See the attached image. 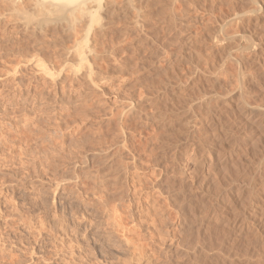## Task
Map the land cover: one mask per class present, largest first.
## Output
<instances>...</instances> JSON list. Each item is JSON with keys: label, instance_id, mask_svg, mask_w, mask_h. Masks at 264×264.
Here are the masks:
<instances>
[{"label": "rangeland", "instance_id": "374dc122", "mask_svg": "<svg viewBox=\"0 0 264 264\" xmlns=\"http://www.w3.org/2000/svg\"><path fill=\"white\" fill-rule=\"evenodd\" d=\"M187 1L174 24L163 2L143 27L117 16L96 66L112 78L95 85H56L30 56L18 73L15 49L32 54L42 32L0 23L14 50L0 46V264H220L239 221L264 213V14L256 0ZM79 25H46L52 45L34 52L56 63L59 43L84 46Z\"/></svg>", "mask_w": 264, "mask_h": 264}, {"label": "bare ground", "instance_id": "6f19581e", "mask_svg": "<svg viewBox=\"0 0 264 264\" xmlns=\"http://www.w3.org/2000/svg\"><path fill=\"white\" fill-rule=\"evenodd\" d=\"M185 0H0V23H12L14 25L18 24L20 25V22H22L21 24L24 25L22 27H24V29H26L25 31H29L30 29L33 31L37 29H39L38 31L42 34V37H36L38 35H35L34 37V33H33V39L35 38L37 44H39V46H37V48H35V50L37 49L38 51V47H42V49H44L45 47L47 48V46H51L52 44H49V39L48 38V34H46V32L48 31V28L46 27V25L48 26V24H54L55 26H62L64 28V26L67 28V30H72L73 28L75 29L76 27H78L79 25V29L82 27V22L86 23V26L80 30L83 31V29L87 28V30L84 31V33H87L85 35H83V37L85 36L84 39V46H82V43L78 42L79 40H77L78 43L75 44H71V46H69L70 44H68V46H64L61 48H58L62 45H60V43L57 45L58 47L55 48L54 46V50L52 49V51H50L49 53L53 52V55L50 56L54 61H56V63L52 62L50 63L49 61H47L49 57H44L47 60H43V58L41 59L42 54L37 52L35 53L33 50L32 54H28L26 53L27 51L23 50L22 45L19 47L20 50H17L16 54L20 55V60L18 58V61L15 62V67L14 70H16L17 68L21 67V63L22 61H27V57L30 56L33 64H35V66H37L38 68H40V71L42 70L43 73L45 72V74L49 75V77H53V79H55V84H56V78H59L61 80L62 75L65 73H67L68 75H66V79H70L71 81L70 83H75V80H79V79H87L90 84L95 85L94 83L97 84L98 81H105L107 80V75L104 76L105 74H109L104 72L103 74H100L102 70H99L97 67H99V59L102 57L103 51H100L99 48H101V46L103 47V41H104V37L106 38V35L109 33L110 30V26L111 24H114L117 16L119 15H130L134 18H132L134 20V22L138 25V26H145V24H147V16H148V11H145L146 7H151V8H155L156 4H154V2H163L165 3L166 6L164 7H168L167 10H164L165 14L162 16V19H165L166 21L168 20V23L171 21L172 23H176L175 21H179V19L177 18V4H183ZM190 1V0H189ZM194 0H192L193 2ZM201 1V0H200ZM199 1V2H200ZM206 0H204L205 2ZM251 1V0H249ZM255 1V0H252ZM188 2V1H187ZM191 1L188 3H192ZM197 2V1H196ZM203 2V1H202ZM202 2H200L199 4H202ZM203 2V3H204ZM195 3V1H194ZM238 3V2H237ZM245 3V2H244ZM255 3V2H254ZM185 4V3H184ZM196 4V3H195ZM233 4V3H232ZM159 5V4H158ZM186 5V4H185ZM189 5V4H188ZM186 5V6H188ZM194 5V4H193ZM250 5V4H249ZM183 6V5H182ZM191 6V5H190ZM196 6V5H195ZM234 6V5H233ZM232 7V6H231ZM256 8H254L253 10V14H256L257 17L259 19H262L264 14V0H256ZM160 8V7H159ZM162 8V7H161ZM185 9V6L183 7ZM187 8V7H186ZM158 9V8H157ZM189 9V8H188ZM148 10V9H146ZM161 10V9H160ZM159 11V14L162 12ZM186 10V9H185ZM245 10V9H244ZM158 11L157 14L156 12H154L157 16H158ZM189 11V10H187ZM209 11V9H208ZM153 12V11H151ZM252 12V11H251ZM150 13V12H149ZM210 13V12H209ZM246 13V12H245ZM262 13V14H260ZM152 14V13H151ZM188 14V12H187ZM190 14V13H189ZM226 14V13H225ZM228 14V13H227ZM122 15V16H123ZM197 15V14H196ZM234 15V14H233ZM232 15V16H233ZM150 16V14H149ZM155 16V15H154ZM152 14V17H154ZM156 16V19H157ZM180 16V14L178 15ZM252 16V15H251ZM159 17V16H158ZM237 17V16H236ZM126 18V17H125ZM130 18V17H129ZM128 18V19H129ZM150 18V19H151ZM181 18V16L179 17ZM183 18V17H182ZM193 18V17H192ZM234 18V17H233ZM239 18V17H238ZM87 19V22H86ZM127 19V20H128ZM131 19V20H132ZM155 19V20H156ZM160 19V18H158ZM177 19V20H176ZM235 19V18H234ZM264 19V18H263ZM149 20V19H148ZM161 20V19H160ZM184 20V19H183ZM195 20V19H194ZM118 21V20H117ZM233 21V20H232ZM125 22V19H124ZM165 22V21H163ZM182 22V21H181ZM186 22V21H185ZM259 22V21H256ZM264 22V20H263ZM128 23V22H127ZM133 23V22H132ZM166 23V22H165ZM167 23V24H168ZM173 23V24H174ZM179 24V22H177ZM195 23V22H194ZM234 23V22H233ZM4 24V23H3ZM130 24V23H129ZM128 24V25H129ZM149 24V23H148ZM172 24V25H173ZM183 24V22H182ZM189 24V23H188ZM77 25V26H76ZM88 25V27H87ZM185 25V24H184ZM206 25V24H205ZM222 25V24H221ZM232 25V24H231ZM259 25V24H258ZM3 26V25H2ZM6 26V25H4ZM54 26V27H55ZM81 26V27H80ZM118 26V25H117ZM134 26V25H133ZM147 26V25H146ZM156 26V25H155ZM168 26V25H167ZM166 26V27H167ZM170 26V25H169ZM179 26V25H178ZM178 26H177V30H178ZM188 26V25H186ZM16 27V26H14ZM112 27V26H111ZM123 27V26H122ZM126 27V26H124ZM137 27V26H136ZM184 27V26H183ZM180 27V28H183ZM10 28V26H9ZM57 28V27H56ZM65 28V29H66ZM133 28V27H132ZM140 27H138L139 29ZM145 28V27H144ZM147 28V27H146ZM185 28V27H184ZM183 28V29H184ZM2 29V27H1ZM17 29V28H16ZM15 29V30H16ZM22 29V28H21ZM47 29V30H46ZM73 29V30H74ZM113 29V28H112ZM129 29V28H128ZM134 29V28H133ZM142 31V28H140ZM170 29V28H169ZM187 30V28H185ZM184 29V32H185ZM190 29V28H188ZM224 29V28H223ZM19 30V29H18ZM65 30V31H67ZM68 30V31H69ZM80 30H75V31H79ZM123 30V29H122ZM121 30V31H122ZM144 30V29H143ZM175 30V29H172ZM182 30V29H181ZM225 30V29H224ZM230 30V29H229ZM35 31V34H37ZM37 31V32H38ZM87 31V32H86ZM126 31V29H125ZM124 31V32H125ZM168 31V30H167ZM196 31V30H195ZM203 31V30H201ZM228 31V30H227ZM233 31V30H232ZM3 32V31H2ZM74 31H72L71 33H73ZM145 32V31H144ZM178 33V31H176ZM181 32V31H180ZM183 32V31H182ZM194 32V31H193ZM192 32V34H193ZM244 32V31H243ZM5 33V32H4ZM7 33V32H6ZM17 33V32H16ZM15 33V34H16ZM45 33V34H44ZM51 33V32H50ZM121 33V32H120ZM140 33V32H139ZM153 33V32H152ZM209 33V32H208ZM226 33V32H225ZM242 33V32H241ZM2 33H0L1 35ZM32 34V33H31ZM40 34V35H41ZM55 34V33H54ZM67 34V33H66ZM128 34V33H127ZM170 34V33H169ZM188 34V33H187ZM190 34V33H189ZM8 33L5 35V37H7ZM29 35V34H27ZM53 34L51 33L50 36H52ZM72 35V34H71ZM76 35V34H75ZM82 35V34H81ZM80 35V37H82ZM124 35V34H123ZM174 35V34H173ZM196 35V34H195ZM194 35V38H195ZM199 35V34H198ZM196 35V37L198 36ZM236 35V34H235ZM247 35V34H246ZM3 36V34H2ZM11 36V35H10ZM15 36V35H14ZM112 36V35H111ZM140 36V35H139ZM231 36V35H230ZM241 36V35H240ZM4 37V38H5ZM9 37V36H8ZM32 37V36H31ZM47 37V38H46ZM59 37V36H58ZM124 37V36H123ZM172 37V36H171ZM200 37V36H199ZM211 37V36H210ZM209 37V38H210ZM27 38V37H26ZM30 38V37H29ZM53 38V37H52ZM77 38V37H76ZM129 38V37H128ZM146 38V37H145ZM193 38V39H194ZM252 38V37H251ZM12 39V38H11ZM55 39V38H54ZM54 39L51 41L52 43L54 42ZM185 39V38H184ZM197 39V38H196ZM204 40V38H202ZM29 40V39H28ZM59 40V39H58ZM63 40V39H62ZM74 40V38H73ZM107 40V39H106ZM105 40V41H106ZM121 40V39H120ZM171 40V39H170ZM187 40V39H186ZM192 40V39H191ZM202 40V41H203ZM219 40V39H218ZM12 41V40H11ZM11 41H9L7 39H4V42H1L0 46L1 47H6V45H9L11 43ZM57 41V40H56ZM55 41V42H56ZM119 41V40H118ZM198 41V40H196ZM201 41V42H202ZM213 41V40H212ZM252 41V40H251ZM19 42V41H18ZM17 42V44H19ZM61 42V41H60ZM66 42V41H64ZM193 42V41H192ZM191 42V43H192ZM206 42V41H205ZM239 42V41H238ZM23 43V42H22ZM21 43V44H22ZM27 43V42H26ZM30 43V42H29ZM35 43V44H36ZM58 43V41H57ZM56 43V44H57ZM81 45H80V44ZM113 43V42H112ZM116 43V41H115ZM114 43V44H115ZM124 43V42H123ZM173 43V42H172ZM197 43V42H196ZM260 43V42H259ZM34 44V45H35ZM36 44V45H37ZM113 44V45H114ZM122 44V43H121ZM149 44V43H148ZM188 44V43H187ZM190 44V43H189ZM193 44V43H192ZM250 44V43H249ZM12 43L11 45H9L8 48H12ZM30 45V44H29ZM55 45V43L53 44ZM60 45V46H59ZM65 45V44H64ZM105 45V44H104ZM112 45V46H113ZM142 45V44H141ZM146 45V44H145ZM207 45V44H206ZM223 45V44H222ZM259 45V44H258ZM24 46V44H23ZM26 46V45H25ZM116 46V45H115ZM241 46V45H240ZM254 46V45H253ZM28 47V45H27ZM26 47V48H27ZM30 47V46H29ZM36 47V46H35ZM52 47V48H53ZM114 47V46H113ZM113 47H111L113 49ZM232 47V46H231ZM236 47V46H235ZM5 51L6 52V49ZM8 49L7 51L10 52L13 50ZM14 48V47H13ZM18 48V47H17ZM32 48V47H31ZM45 48V50H46ZM49 50H51L50 47H48ZM105 48V47H104ZM116 48V47H115ZM120 48V47H119ZM151 48V47H150ZM195 48V47H194ZM200 48V47H199ZM40 49V48H39ZM117 49V48H116ZM189 49V48H187ZM2 50V49H1ZM4 50V49H3ZM27 50H29V48H27ZM31 50V49H30ZM41 50V49H40ZM102 50V49H101ZM104 50V49H103ZM106 48H105V53H106ZM182 49H180L181 51ZM236 50V49H235ZM239 50V49H238ZM14 51V50H13ZM12 51V53H13ZM44 51V50H43ZM47 51V50H46ZM207 51V50H206ZM228 51V50H227ZM242 51V50H241ZM7 52V54H8ZM9 52V53H10ZM35 54H34V53ZM109 52V51H108ZM107 52V53H108ZM113 50L111 51L112 54ZM117 52V50L115 51ZM114 52V55H116V53ZM238 52V51H237ZM244 52V51H243ZM15 53V52H14ZM31 53V52H30ZM134 53V52H133ZM203 53V52H202ZM231 53V52H230ZM41 54V55H39ZM45 54V53H44ZM118 54V53H117ZM196 54V53H195ZM14 55V54H13ZM18 55V56H19ZM28 55V56H27ZM49 55V54H48ZM47 55V56H48ZM51 55V54H50ZM110 55V52H109ZM6 56V53H5ZM15 56V55H14ZM13 56V57H14ZM113 56V55H112ZM117 56V55H116ZM163 56V55H162ZM255 56V55H254ZM43 57V56H42ZM106 57V56H105ZM104 57V58H105ZM128 57V56H127ZM225 57V56H224ZM14 58V59H17ZM50 58V59H51ZM210 58V57H209ZM2 59V58H1ZM49 59V60H50ZM51 59V60H52ZM7 60V59H6ZM106 60V59H105ZM237 60V58H236ZM15 61V60H14ZM49 62L50 66H48V64L45 62ZM102 61V60H101ZM10 62V61H9ZM116 62V61H115ZM27 63V62H26ZM25 63V64H26ZM28 63H30V61H28ZM101 63V62H100ZM14 64V63H13ZM102 64V63H101ZM100 64V65H101ZM170 64V63H169ZM23 65V64H22ZM160 65V64H159ZM252 65V64H251ZM97 66V67H96ZM169 66V65H168ZM16 68V69H15ZM22 68V67H21ZM26 68V67H25ZM32 68V67H31ZM97 68V69H96ZM101 68V67H99ZM187 68V67H186ZM10 69V68H9ZM12 69V68H11ZM33 69V68H32ZM161 69V68H160ZM210 69V68H209ZM236 69V68H235ZM20 70V69H19ZM38 70V69H37ZM155 70V69H154ZM225 70V69H224ZM241 70V69H240ZM35 71V70H34ZM203 71V70H202ZM229 71V70H228ZM239 71V70H238ZM248 71V70H247ZM9 72V71H8ZM18 72V69H17ZM21 72V71H20ZM109 72V71H108ZM136 72V71H135ZM199 72V71H198ZM204 72V71H203ZM230 72V71H229ZM250 72V71H249ZM19 73V72H18ZM40 73V72H39ZM222 73V72H221ZM238 73V72H236ZM243 73V72H242ZM16 74V73H15ZM23 74V73H22ZM112 74V73H111ZM111 74L110 77H111ZM181 74V73H180ZM239 74V73H238ZM191 75V74H190ZM235 75V74H234ZM17 76V75H16ZM64 76V75H63ZM157 76V75H156ZM220 76V75H219ZM236 76V75H235ZM239 76V75H238ZM18 77V76H17ZM110 77L108 76V79H110ZM259 77V76H258ZM64 78V77H63ZM112 78V77H111ZM217 78V77H216ZM256 78V77H255ZM66 79H62L63 82ZM68 79V80H69ZM189 79V78H188ZM179 81V80H178ZM194 81V80H193ZM209 81V80H208ZM61 82V81H60ZM67 82V81H66ZM107 82V81H106ZM165 82V80H164ZM167 82V81H166ZM228 82V81H227ZM234 82V81H233ZM239 82V80H238ZM260 82V81H259ZM59 83V81H57V84ZM71 83V84H72ZM79 83V82H78ZM240 83V82H239ZM36 84V83H35ZM45 84V83H44ZM56 84V85H57ZM62 85V83H60ZM58 84V85H60ZM177 84V83H176ZM223 85V84H222ZM225 85V84H224ZM242 85V84H241ZM19 86V85H18ZM39 86V85H38ZM63 86V85H62ZM72 86V85H71ZM81 86V85H80ZM205 86V85H204ZM221 86V85H220ZM42 87V86H41ZM57 87V86H56ZM148 87V86H147ZM22 88V87H21ZM45 88V87H44ZM63 88V87H62ZM240 88V87H239ZM60 89V87H59ZM37 90V89H36ZM42 90V89H41ZM163 90V89H162ZM180 90V89H179ZM253 90V89H252ZM56 91V90H54ZM61 91H64L63 89ZM169 91V90H168ZM172 91V90H171ZM235 91V90H234ZM58 92V91H57ZM62 93V92H60ZM227 93V92H226ZM46 93H35V96H37L36 98L40 101H44L47 100V95H45ZM223 94V93H222ZM240 94V93H239ZM242 94V93H241ZM240 94V96H241ZM248 94V93H247ZM15 95V94H14ZM20 95V94H19ZM59 95V94H57ZM63 95V94H62ZM61 95V96H62ZM155 95V94H154ZM207 95V94H206ZM224 95V94H223ZM27 96V95H26ZM54 96V95H53ZM60 96V97H61ZM170 96V95H169ZM239 96V95H238ZM59 97V98H60ZM260 97V96H259ZM262 97V96H261ZM49 98V97H48ZM58 98V99H59ZM161 98V97H160ZM204 98V97H203ZM241 98V97H239ZM250 98V97H249ZM252 98V97H251ZM87 99V98H86ZM176 100V99H175ZM248 100V99H247ZM59 101V100H58ZM238 101V100H237ZM243 101V100H241ZM47 102V101H46ZM157 102V101H156ZM261 102V101H259ZM44 103V102H43ZM165 103V102H164ZM167 103V102H166ZM245 103V101H244ZM243 103V112L244 114H246V118L248 120H251L252 123H256L259 124L260 123V119L256 118L254 119V114L255 112H257V109H255V106L252 107L250 105L244 104ZM47 104V103H46ZM45 104V105H46ZM132 104V103H131ZM63 105V104H62ZM128 107V106H127ZM132 107V106H131ZM134 107V106H133ZM141 107V106H140ZM124 108V107H123ZM122 108V109H123ZM240 108V107H239ZM238 108V109H239ZM48 109V108H47ZM47 109H44L45 111ZM121 109V110H122ZM42 110V109H41ZM126 110V109H125ZM162 110V109H161ZM241 110V109H240ZM123 111V110H122ZM130 111V110H129ZM3 112V111H2ZM44 112V111H43ZM248 112V113H247ZM41 113V112H40ZM121 113V111H120ZM130 113V112H128ZM53 114V113H52ZM119 115V113H117ZM124 114V113H121ZM120 114V115H121ZM239 114V113H238ZM115 115V116H118ZM123 115H121L122 117ZM163 116V115H162ZM124 117V116H123ZM115 118V117H114ZM41 119V118H40ZM123 119V118H122ZM189 120V119H188ZM124 121V120H123ZM115 122V121H114ZM121 122V121H120ZM247 122V121H246ZM123 123V122H122ZM187 123V122H186ZM251 124V123H250ZM249 124V125H250ZM253 125V124H252ZM242 126V125H241ZM259 126V125H258ZM60 127V126H59ZM260 127V126H259ZM247 128V127H246ZM251 130V128H250ZM257 130V129H256ZM255 132V131H254ZM264 133V132H263ZM41 134V133H40ZM261 137V136H260ZM207 140V139H206ZM210 141V140H209ZM253 143V142H252ZM251 143V144H252ZM257 144V143H256ZM255 144V145H256ZM254 146V145H253ZM124 147V146H123ZM263 147V146H262ZM255 154V153H254ZM259 155V154H258ZM263 155V154H262ZM250 156V155H249ZM224 157V156H223ZM255 165V164H254ZM117 166V165H116ZM115 166V167H116ZM256 166V165H255ZM246 167V166H245ZM114 168V167H113ZM251 168V167H250ZM258 168V167H257ZM254 169V168H253ZM255 171V170H253ZM249 172V171H248ZM248 174V173H247ZM91 175V174H90ZM99 178V177H98ZM96 180V179H95ZM98 180V179H97ZM249 183V182H248ZM99 185V183H98ZM250 191V190H249ZM264 191V190H263ZM248 194V193H247ZM250 195V194H248ZM251 198V197H250ZM249 198V199H250ZM229 199V198H228ZM244 201V200H243ZM246 201V200H245ZM251 201V200H250ZM264 201V200H263ZM251 204V203H250ZM112 207V206H111ZM223 208V207H222ZM243 209V208H242ZM232 210V209H231ZM234 210V209H233ZM111 211V210H110ZM252 211V212H251ZM115 212V211H114ZM237 212V211H236ZM262 209L260 207H255L254 210H250V213L246 216L248 219L240 220L239 224L236 226L238 227V232H239V236L236 239V241H234V244H227L230 246L229 251L225 250L224 252V259H222V261L220 262V264H264V254L260 253V249H263L264 251V216L262 214ZM109 213V212H108ZM118 213V212H117ZM115 214V213H114ZM111 215V214H110ZM109 215V217H110ZM116 215V214H115ZM114 216V215H113ZM234 216V215H233ZM112 219V218H111ZM116 219V218H114ZM233 219V218H231ZM109 220V219H108ZM217 221V220H216ZM213 222V221H212ZM230 222V220L228 221ZM111 223V222H110ZM212 224V223H211ZM121 225V224H120ZM214 225V224H213ZM225 225V224H224ZM219 227V226H218ZM207 228V227H206ZM223 228V227H221ZM227 228V227H226ZM220 230V228H219ZM203 231V230H202ZM216 231V230H215ZM231 231V230H230ZM227 232V231H226ZM237 235V234H236ZM252 235V236H250ZM216 236V235H215ZM219 238V237H218ZM223 241V240H222ZM232 241V242H233ZM130 242V241H129ZM226 242V241H225ZM222 243V242H221ZM231 243V242H230ZM204 246V245H203ZM225 246V245H224ZM222 247V246H221ZM218 248V246H217ZM225 248V247H224ZM229 248V247H228ZM205 249V248H204ZM226 249V248H225ZM234 249V250H233ZM212 250V249H211ZM232 250V251H231ZM227 251V252H226ZM222 252V253H223ZM213 253V252H212ZM208 254V253H207ZM220 254V253H218ZM226 254V255H225ZM223 256V255H222ZM220 257V256H219ZM220 258L218 260H221ZM214 261V260H213ZM198 262V261H197ZM218 262V261H217ZM207 263V262H206ZM209 264V263H208Z\"/></svg>", "mask_w": 264, "mask_h": 264}]
</instances>
